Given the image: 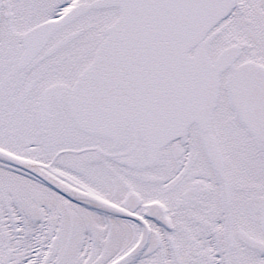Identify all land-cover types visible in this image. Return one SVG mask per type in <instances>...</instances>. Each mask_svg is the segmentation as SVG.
I'll list each match as a JSON object with an SVG mask.
<instances>
[{"label": "snow or ice", "instance_id": "snow-or-ice-1", "mask_svg": "<svg viewBox=\"0 0 264 264\" xmlns=\"http://www.w3.org/2000/svg\"><path fill=\"white\" fill-rule=\"evenodd\" d=\"M0 264H264V0H0Z\"/></svg>", "mask_w": 264, "mask_h": 264}]
</instances>
